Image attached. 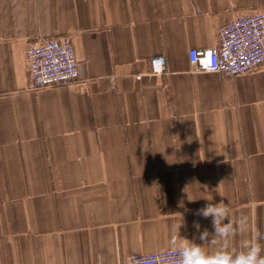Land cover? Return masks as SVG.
<instances>
[{
  "label": "crops",
  "instance_id": "0c3cea01",
  "mask_svg": "<svg viewBox=\"0 0 264 264\" xmlns=\"http://www.w3.org/2000/svg\"><path fill=\"white\" fill-rule=\"evenodd\" d=\"M230 6L264 13V0H0V264H120L171 249L181 218L180 238L202 244L207 199L246 220L209 253L264 234V67L231 78L187 59ZM65 35L81 78L30 89L26 51Z\"/></svg>",
  "mask_w": 264,
  "mask_h": 264
},
{
  "label": "built area",
  "instance_id": "2783aa9c",
  "mask_svg": "<svg viewBox=\"0 0 264 264\" xmlns=\"http://www.w3.org/2000/svg\"><path fill=\"white\" fill-rule=\"evenodd\" d=\"M228 12L234 16L227 24L215 28L213 47L188 50L187 59L192 71L233 78L264 67V13L234 14L232 6ZM25 62L29 88L32 90L72 84L81 78L70 35L43 40L29 47ZM148 63L150 74L165 72L164 56H152ZM169 251L131 256L121 260L120 264H136L142 258L163 255Z\"/></svg>",
  "mask_w": 264,
  "mask_h": 264
},
{
  "label": "clouds",
  "instance_id": "9594fccd",
  "mask_svg": "<svg viewBox=\"0 0 264 264\" xmlns=\"http://www.w3.org/2000/svg\"><path fill=\"white\" fill-rule=\"evenodd\" d=\"M209 203L198 209L195 215L205 219L211 217L213 233L207 229L200 231L201 225L198 221L193 222V227L199 232V239L202 244H197L186 238H180V228L184 226L183 218L176 225L177 238L172 241L174 245L168 253L163 255L142 258L136 264H264V234L257 231L255 243L242 240L240 250L236 253L230 252L227 247L221 245L214 252L209 253L205 244L212 242L227 241L245 231L246 220L241 218L233 223L229 217L231 209L223 201L220 203ZM192 201V200H190ZM225 221H227L225 223ZM211 237V238H210ZM210 238V239H209Z\"/></svg>",
  "mask_w": 264,
  "mask_h": 264
}]
</instances>
